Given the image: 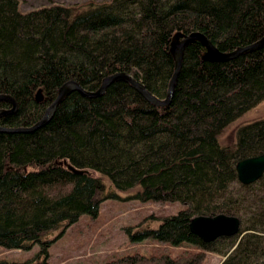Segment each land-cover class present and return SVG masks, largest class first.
<instances>
[{
  "label": "trees",
  "instance_id": "trees-1",
  "mask_svg": "<svg viewBox=\"0 0 264 264\" xmlns=\"http://www.w3.org/2000/svg\"><path fill=\"white\" fill-rule=\"evenodd\" d=\"M38 1L48 6L22 14L19 0H0V96L17 105L0 118L3 128L40 122L69 82L96 91L118 73L164 100L177 33H200L223 53L264 37V0ZM203 55L198 42L185 48L166 107L116 81L100 97L69 93L33 132H0V247H41L31 261L14 264H49L47 237L96 217L116 193L181 204L134 239L189 249L171 255L156 246L101 264H207L208 254L225 258L221 264H264V175L245 186L235 170L264 155V119L241 128L232 148L219 145L229 125L264 101V46L223 63ZM10 108L0 102V110ZM220 214L239 219L236 236L204 243L190 232L193 218Z\"/></svg>",
  "mask_w": 264,
  "mask_h": 264
},
{
  "label": "rangeland",
  "instance_id": "rangeland-1",
  "mask_svg": "<svg viewBox=\"0 0 264 264\" xmlns=\"http://www.w3.org/2000/svg\"><path fill=\"white\" fill-rule=\"evenodd\" d=\"M18 11L22 14L48 6L38 0H19ZM54 3L73 5L88 0H52ZM108 1V0H97ZM264 119V101L229 125L219 138V145L232 148L238 131L244 126ZM110 188L106 191L110 192ZM117 197L100 203L98 215L82 216L78 222L67 228L62 235L58 233L47 237L49 264H76L89 262L104 263L111 258L133 252L148 255L153 247L168 249L171 255L180 250L189 249L187 245L171 247L149 238L134 239L137 232L147 228H157L159 222L153 217L170 216L183 209L179 203L160 205L153 202H141L132 198V194L116 193ZM41 247L34 245L28 251L7 250L0 247V262L6 264L31 261L39 254ZM223 258L207 255V264H221Z\"/></svg>",
  "mask_w": 264,
  "mask_h": 264
},
{
  "label": "water",
  "instance_id": "water-1",
  "mask_svg": "<svg viewBox=\"0 0 264 264\" xmlns=\"http://www.w3.org/2000/svg\"><path fill=\"white\" fill-rule=\"evenodd\" d=\"M198 42L204 48L203 60L209 62L223 63L233 59H236L242 54L256 51L264 46V37L254 44L249 46L238 48L229 53L220 52L215 48L204 35L200 33H191L185 35L183 33H177L172 38L170 43V53L174 59V72L170 80L168 91L164 100H159L149 94L144 86L134 80L132 77L118 73L112 75L103 80L101 86L96 91H88L83 89L79 84L75 82H69L62 86L57 93L56 99L51 106L45 111L44 117L40 122L27 129H7L0 127V132L3 133H29L44 126L50 119L55 107L66 97L69 93L76 91L83 97L96 98L100 97L105 90L116 81H124L129 83L144 99L152 103L157 107H166L169 105L171 97L174 92L176 80L181 68V60L185 48L191 44ZM36 100L40 102L42 100L41 92L38 91ZM0 102H6L10 104L9 110H0V118L6 115L15 113L17 109L16 102L9 96H0ZM75 175L87 174L86 171L75 170L72 167H68ZM237 180L242 185H250L257 182L264 174V155L251 157L239 161L235 167ZM240 228V221L236 217L226 216L223 214L217 216H198L191 220L189 224L190 232L198 237L204 243H210L220 237H234L238 234ZM225 258H223V261ZM222 261V262H223Z\"/></svg>",
  "mask_w": 264,
  "mask_h": 264
},
{
  "label": "bare ground",
  "instance_id": "bare-ground-1",
  "mask_svg": "<svg viewBox=\"0 0 264 264\" xmlns=\"http://www.w3.org/2000/svg\"><path fill=\"white\" fill-rule=\"evenodd\" d=\"M264 175V174H263Z\"/></svg>",
  "mask_w": 264,
  "mask_h": 264
}]
</instances>
